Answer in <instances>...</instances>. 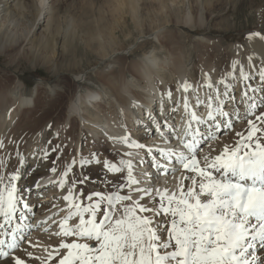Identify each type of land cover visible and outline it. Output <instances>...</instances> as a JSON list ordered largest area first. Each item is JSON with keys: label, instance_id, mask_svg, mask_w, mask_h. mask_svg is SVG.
I'll return each mask as SVG.
<instances>
[{"label": "bare ground", "instance_id": "obj_1", "mask_svg": "<svg viewBox=\"0 0 264 264\" xmlns=\"http://www.w3.org/2000/svg\"><path fill=\"white\" fill-rule=\"evenodd\" d=\"M48 1L26 0L24 2L20 0L21 3H17V0H0V36L5 37V41L0 43V49L3 51L10 49V54H13L11 57L12 65L19 63L23 57H26L25 50H27V52L37 53L36 60L39 59L46 64L52 63L54 70L59 67L60 55L66 53L67 48L76 42L77 30L74 31L70 40H68L67 33L64 36L59 31H56L54 36L50 33L47 15L51 11L48 7ZM165 2L163 7L166 10H160V15H164L167 27L171 25L168 21L169 18L176 14L172 9L180 2L188 9H186L182 20H177V24H184L190 29H196L205 26L207 21L204 17V11L207 9L206 7L211 5L212 0H165ZM114 4V11H125L123 13L125 16L123 14L122 16L130 17L138 26V30L143 33L144 27L142 26V11L139 0H114ZM28 5L34 6L37 15L33 22L29 23L30 27L28 25L27 28H23L20 27L23 21L21 12H23L24 6ZM167 6L172 8L167 9ZM194 7L198 13L196 17L193 15ZM167 27L155 25L151 27L150 34L142 35L140 40L145 39L144 42H150V39H153L161 49L167 50L160 43V37L167 32ZM118 28L119 26L111 27L110 35L112 37L116 35ZM106 29L99 30L98 35L100 39V61L90 68L95 74V81L89 78L85 79L99 84L98 89L84 86L86 93L77 95L71 90L72 86L67 90V87L59 82L55 86L42 87L43 83L39 82L37 96L35 99H28L25 98L24 83L20 80L6 81L0 76V142H3L4 145L3 148H0V176L10 175L14 170H19L22 173L21 179L17 182L23 196L21 205L25 201L28 202L31 205V211L21 207L28 219L26 221L18 219L14 224L17 222L32 224L33 227L31 229L25 228L26 239L21 242V248L15 252V255L24 259L26 264H41L44 261L43 257L36 258L37 253L40 256L48 248L47 241L61 242L62 237L55 235V233L59 231V222L67 214L66 211H60L67 208V202L63 197L68 194V185L75 181L78 176V168H80L82 177L91 184L92 176L90 175L92 173L89 170L86 171V164L81 165V161H86L85 156L89 154L93 157L95 165L103 166V161L107 159L114 163H118L121 158L128 159L129 157L124 154L131 151L134 161H143V163H137L135 174L139 179L145 181L144 186H155L161 189L167 187L175 190L181 183V175H187V173L181 170L174 175L162 174L161 171L152 166V154H146L145 149H129L126 145L119 143V139L130 134L132 140L146 147L158 148L156 143L161 134H158V139H154L153 134H151L152 131L156 133L159 127L163 128L164 120H167L168 125L175 124L174 128L181 133L184 131L183 127L188 120L184 108L185 97L199 115L206 117L207 108L196 106L197 96L207 102L208 95L213 93V89L205 87L208 78L210 77L213 82H218L225 78L228 72L232 71V68L225 69L220 76L213 62H209L204 64L202 68L203 82H192L188 77L189 70L181 57V53L170 51H168L165 59H158L152 53L146 54L134 65L127 67L123 63V57H125L123 54L126 52L125 54L128 56L131 55L134 52L132 49L134 45L129 47L130 50L124 49L125 52L124 50L115 51L113 47L117 43L104 39L103 34ZM37 40L43 42L44 47L35 45ZM198 42L203 43L205 39H200ZM26 47L28 48L26 49ZM51 47L53 48L51 49ZM232 51L234 53L233 62L238 61L237 77H239L240 66H243V70L252 77L256 75V78L252 79V82L250 80L249 83L257 88L262 87L259 73L264 70V39L259 36L248 38L245 44L232 45ZM116 59L121 60L116 69L113 68L108 73L98 71L99 66L106 60L115 61ZM128 73H132V80H129ZM83 77L77 75V79L82 80ZM78 81L75 80L74 82ZM184 82H189L192 86L188 92L182 90ZM228 82L235 84L236 101L233 103H236L241 98V90L245 87V83L239 79ZM218 87L221 92L224 90L223 85H218ZM62 88L65 91H60ZM169 90L172 92L171 99L167 96ZM257 95L259 96V93ZM239 111L240 119L234 120L232 129L223 132L218 139L212 140L210 144H203L201 155L210 153L214 156L222 150L225 144L232 145L239 139L236 133L245 132L246 134L247 120L255 119V116H245L246 105H241ZM261 112H264V108H258L256 115H260ZM157 119L161 122L159 126L156 123ZM179 121L183 123L182 126L178 123ZM172 134L174 133H170V137H175ZM81 138L92 141L91 148L93 151L88 152L87 155L84 153L78 155L77 153L79 150L82 152L83 148L86 147L85 143L80 145ZM162 145L181 148L175 138L171 140V143L169 141L163 142ZM52 148H56L57 151H51ZM106 149L108 152H105ZM45 150L49 151V155L46 159H41ZM17 153L25 161L23 166H20ZM97 159L101 163H96ZM73 161H75L74 165H72ZM70 165H72L71 172L66 178L68 183L64 189H61L59 184L62 174ZM177 167L180 166L177 165ZM51 168H55L56 171H50ZM88 173L90 174L88 175ZM38 179L40 184L43 179L52 181L43 188H36L35 182ZM118 183L120 182L118 181ZM183 183L187 186L190 182L185 180ZM82 188L76 184L74 192L78 194L79 191H82L84 195L83 190L85 191V189ZM97 188L102 192L100 187ZM113 188L107 193L116 190L115 184ZM85 196L83 197L85 198ZM43 220H46L44 226H49L50 232L46 231L41 234L37 231L40 229L37 223ZM75 222L73 220L70 223ZM3 223V218L0 217V224ZM5 228L8 226L5 225ZM3 231L4 229H0V233ZM0 238L4 237L0 235ZM26 252L32 253V257L27 256ZM259 254L264 256V251H260Z\"/></svg>", "mask_w": 264, "mask_h": 264}, {"label": "snow or ice", "instance_id": "obj_2", "mask_svg": "<svg viewBox=\"0 0 264 264\" xmlns=\"http://www.w3.org/2000/svg\"><path fill=\"white\" fill-rule=\"evenodd\" d=\"M253 36L264 39L259 33L250 34L249 39ZM237 65L234 61L232 71L218 82L208 78L205 87L213 93L207 102L197 96L196 106L207 108L206 117L199 115L185 97L188 120L184 131L163 121V126L175 134L180 149L146 147L132 140L130 134L119 139L129 149H145L146 154H152V166L162 174L187 173L181 175L177 188L144 186L145 181L135 174L137 163L143 161H134L131 151L124 154L128 159L121 158L118 163L103 161L109 173L125 176L115 191L93 192L86 198L82 191L74 192L77 181L68 185V194L63 197L67 208L60 210L67 214L55 233L62 237L61 243L52 251L45 249L47 260L41 264L57 256L58 264H264V256L259 254L264 251V112L256 115L258 108H264V70L259 73L262 87L257 88L249 83L253 77L243 66L237 77ZM237 79L245 87L240 100L233 103L235 84L228 81ZM218 85L224 86L222 92ZM191 87L184 82L182 90L188 92ZM167 96L171 99L170 90ZM241 105H246L245 116H255L247 120L246 134L236 133L239 139L232 145L225 144L214 156L201 155L203 144L232 129L234 120L240 119ZM156 123L161 124L158 119ZM48 155L45 150L41 159ZM17 156L23 166L24 159L19 153ZM85 163L91 161H81V165ZM96 163L101 161L97 159ZM72 165L62 174L61 189L68 183ZM21 176L19 170L0 176V217L4 221L0 224L4 229L0 233L4 237L0 238V264H26L15 255L26 239L25 228L33 227L14 224L18 219H28L21 207L31 211L28 202L21 205L23 196L17 184ZM39 179L36 188L41 187ZM185 180L190 182L187 186ZM73 220L76 222L70 223ZM26 255L32 257V253Z\"/></svg>", "mask_w": 264, "mask_h": 264}, {"label": "rangeland", "instance_id": "obj_3", "mask_svg": "<svg viewBox=\"0 0 264 264\" xmlns=\"http://www.w3.org/2000/svg\"><path fill=\"white\" fill-rule=\"evenodd\" d=\"M23 1L25 2L26 0ZM17 3H21L20 0H17ZM139 3H141L143 33L138 30V26L130 17L122 16L125 11H114V0H49L48 7L51 13L47 15V20H49L50 33L53 36L56 31L61 32L63 36L67 33L68 40H70L74 31L77 30L76 42L67 48L68 51L66 53L64 52L60 55L59 67L54 70L52 69V63L46 64L39 59L36 60L35 56L37 53L29 51V54L27 50H25L26 57H23L19 63L12 65L11 57H13V54H10V49L4 51L0 49V76L6 81L15 82L20 80L24 83L25 98L28 99H35L37 96V85L39 82L43 83L42 87L55 86L59 82L64 87H67V90L72 86L71 90L77 95L86 93L84 86L98 89L99 84L92 82L95 81V74L90 68L100 61L99 30L107 28L103 34L104 39L117 43L113 47L115 51L126 50L131 45H134L132 47L134 52L131 55L125 54L124 50L123 63L127 67L134 65L136 61L142 59L146 54L152 53L158 59H165L168 51L181 53V57L189 70L188 77L190 80L202 83V68L204 64L213 62L214 67L221 76L225 69L232 68L234 56L232 45L247 43L250 34L259 33L264 36V0H212L211 5L206 7L207 9L204 11V17L207 21L205 26L196 29H190L184 24H177V20H182L186 9H188L180 2L172 9L176 14L169 18L168 21H170L171 25H168V27L166 26L164 15H160V10L165 9L163 7L166 4L165 0H139ZM169 8L172 7L167 6V9ZM193 11V15L196 17L198 14L197 9L194 7ZM21 14L23 15V21L20 27L27 28L29 23L33 22L37 12L34 10L33 5H28L24 6ZM159 16L161 17L158 18ZM155 25L167 27V32L160 37L162 47L167 50L161 49L153 39H150V42H144L145 39L140 40L142 35H149L151 27ZM118 26L116 35L112 37L110 35L111 27ZM83 31L84 33L87 32V34H84ZM3 37L2 35L0 36V43L5 41V37ZM200 39H205V42L199 43L198 40ZM34 44L41 48L42 46L44 47L43 42L39 40ZM51 49L49 50L51 51ZM50 55H52V52H50ZM119 61L121 60H106L99 66L98 71L111 72L113 68L116 69L117 65L121 63ZM77 75L84 77L80 80V78L77 79ZM127 76L129 80L133 79L132 73H128ZM87 78L92 81H86L85 79ZM254 78H256V75ZM75 80L79 81L74 82ZM60 91L63 92L65 89L62 88ZM109 94H111L110 91ZM90 141L91 139L86 141L81 138L80 145L85 143L86 147L83 148L82 152L79 150L77 152L78 155L80 153L87 155L89 154L88 152L93 151V148H91L92 141ZM105 152H108V149ZM87 156H85L86 161H91V163H85L86 171L89 170L92 173L90 175L92 176L91 184L82 177L80 168H78V176L75 178L76 184L85 189V191L83 190V196L93 192H100L97 187H100L103 193H107L114 187V184L116 187L118 181L121 182L122 177L125 176L123 173H109L102 165H95V161L90 154ZM81 180L84 182L79 183ZM39 231H42V228ZM53 242L47 241L48 251H52L53 247H58L61 243ZM60 251H62L61 254H64L63 249ZM46 252L43 251L40 256L37 253V257H43V260L46 261L48 256V252ZM59 258L57 256L48 261L47 264H58Z\"/></svg>", "mask_w": 264, "mask_h": 264}]
</instances>
